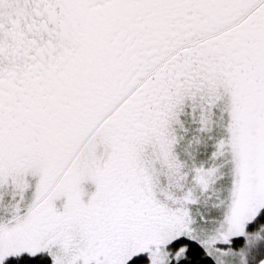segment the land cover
<instances>
[{"label": "snow or ice", "instance_id": "6c2138e0", "mask_svg": "<svg viewBox=\"0 0 264 264\" xmlns=\"http://www.w3.org/2000/svg\"><path fill=\"white\" fill-rule=\"evenodd\" d=\"M0 264H264V0H0Z\"/></svg>", "mask_w": 264, "mask_h": 264}]
</instances>
